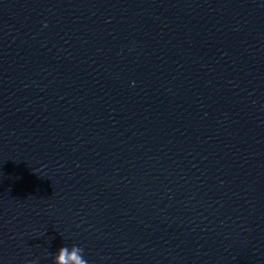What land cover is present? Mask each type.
I'll use <instances>...</instances> for the list:
<instances>
[{"label": "water", "instance_id": "obj_1", "mask_svg": "<svg viewBox=\"0 0 264 264\" xmlns=\"http://www.w3.org/2000/svg\"><path fill=\"white\" fill-rule=\"evenodd\" d=\"M72 244L264 264V0H0V264Z\"/></svg>", "mask_w": 264, "mask_h": 264}, {"label": "clouds", "instance_id": "obj_2", "mask_svg": "<svg viewBox=\"0 0 264 264\" xmlns=\"http://www.w3.org/2000/svg\"><path fill=\"white\" fill-rule=\"evenodd\" d=\"M25 264H38V261L35 259L27 260ZM53 264H89V261L85 257L84 248L72 244L71 246L63 245L55 252Z\"/></svg>", "mask_w": 264, "mask_h": 264}]
</instances>
